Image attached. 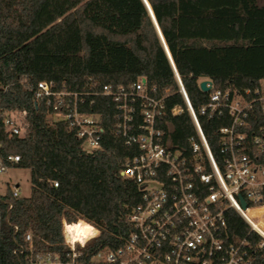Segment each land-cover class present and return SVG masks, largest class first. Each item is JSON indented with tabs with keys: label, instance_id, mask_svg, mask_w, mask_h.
Returning a JSON list of instances; mask_svg holds the SVG:
<instances>
[{
	"label": "trees",
	"instance_id": "16d2710c",
	"mask_svg": "<svg viewBox=\"0 0 264 264\" xmlns=\"http://www.w3.org/2000/svg\"><path fill=\"white\" fill-rule=\"evenodd\" d=\"M147 2L218 159V129L229 124L228 116L208 117L199 109L213 90L244 91L264 80V0ZM168 56L142 0H0V156H19L11 168L28 169L31 184L29 196H13L11 186L5 188L0 264L21 263L13 250L25 244L27 233L37 250L66 253L63 218L82 219L99 230L77 247L82 264H96L97 251L125 243L131 232L128 216L140 202L139 187L119 173L136 151L114 134L116 110L108 98L86 97L95 101L90 110L104 116L105 129L101 148L86 153L67 122L52 119L44 100H35L37 82L94 93L103 85L127 87L143 78L164 99L170 141L188 155L196 130ZM203 79L211 81V91L200 90ZM176 105L182 110L171 115ZM5 112L22 114V136L6 131ZM249 212L261 219L264 206ZM226 228L240 237L249 230L234 210L226 213ZM255 256L264 264V247Z\"/></svg>",
	"mask_w": 264,
	"mask_h": 264
},
{
	"label": "built area",
	"instance_id": "2783aa9c",
	"mask_svg": "<svg viewBox=\"0 0 264 264\" xmlns=\"http://www.w3.org/2000/svg\"><path fill=\"white\" fill-rule=\"evenodd\" d=\"M168 59L196 130V138H189L188 155L170 141L164 99L154 94L155 88H147L143 78L127 87L103 85L94 93L58 90L52 82L36 84L35 100H44L52 119L67 122L86 153L101 148L105 132L104 116L91 111L95 101L86 99L95 95L112 103L116 110L114 134L136 151L119 172L141 193L140 202L128 216L131 232L121 247L99 250L92 260L96 264H259L255 253L264 247V217L256 218L249 211L264 206V80L244 91H211V83L209 99L199 114L212 117L226 113L229 119L228 125L218 129L217 159L175 65ZM181 110L176 105L170 114L178 115ZM2 122L9 135L24 134L22 114L5 112ZM18 160L17 155L0 156V173ZM52 184L57 186L58 182ZM11 190L13 196L20 195L17 184ZM4 194L5 189L0 192L1 202ZM229 210L248 225L246 236L227 232ZM78 220H61L66 253L37 250L30 233L13 253L21 258L20 264H82L77 247L97 237L99 230L91 224L97 232L82 242L72 230ZM253 234L258 240L251 239Z\"/></svg>",
	"mask_w": 264,
	"mask_h": 264
},
{
	"label": "rangeland",
	"instance_id": "374dc122",
	"mask_svg": "<svg viewBox=\"0 0 264 264\" xmlns=\"http://www.w3.org/2000/svg\"><path fill=\"white\" fill-rule=\"evenodd\" d=\"M7 184H11V186H15L17 184L19 194L21 196H29L31 189L29 170L25 168L13 167L0 173V192L4 191Z\"/></svg>",
	"mask_w": 264,
	"mask_h": 264
},
{
	"label": "bare ground",
	"instance_id": "6f19581e",
	"mask_svg": "<svg viewBox=\"0 0 264 264\" xmlns=\"http://www.w3.org/2000/svg\"><path fill=\"white\" fill-rule=\"evenodd\" d=\"M72 230L75 231L77 239H80L82 242H84L89 236L97 232L91 224L85 222L82 219H79L78 222L75 223Z\"/></svg>",
	"mask_w": 264,
	"mask_h": 264
},
{
	"label": "water",
	"instance_id": "95a60500",
	"mask_svg": "<svg viewBox=\"0 0 264 264\" xmlns=\"http://www.w3.org/2000/svg\"><path fill=\"white\" fill-rule=\"evenodd\" d=\"M142 1L144 2L145 6H146V8H147V10H148V12H149V14H150V17H151V19H152V21H153V23H154V26H155V28H156V31H157V33H158V35H159V37H160V40H161V42H162V44H163V46H164V49H165V51H166V53H167V56H168V49H167L166 43H165V41H164V39H163V37H162V34H161L160 30H159V27H158L157 23H156V21H155V18H154V16H153V13H152V11H151V8H150V6H149L147 0H142ZM168 58H169V56H168ZM210 85H211V81L208 80V79H203V80H201V81L199 82V88H200V90L203 91V92H208V91L210 90V88H211ZM245 206H246V205L243 203V207H245Z\"/></svg>",
	"mask_w": 264,
	"mask_h": 264
}]
</instances>
